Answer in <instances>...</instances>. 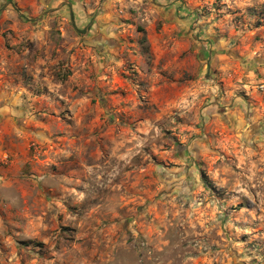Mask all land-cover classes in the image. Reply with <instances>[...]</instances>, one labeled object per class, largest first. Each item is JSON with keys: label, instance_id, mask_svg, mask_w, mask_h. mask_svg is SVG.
<instances>
[{"label": "clouds", "instance_id": "clouds-1", "mask_svg": "<svg viewBox=\"0 0 264 264\" xmlns=\"http://www.w3.org/2000/svg\"><path fill=\"white\" fill-rule=\"evenodd\" d=\"M0 125V264H264V0H0Z\"/></svg>", "mask_w": 264, "mask_h": 264}, {"label": "rangeland", "instance_id": "rangeland-1", "mask_svg": "<svg viewBox=\"0 0 264 264\" xmlns=\"http://www.w3.org/2000/svg\"><path fill=\"white\" fill-rule=\"evenodd\" d=\"M14 7H18V5H13ZM7 23L10 25L8 28V31L11 33H15L16 32V27L13 26L14 22L13 21H7ZM146 35L144 37L145 40L148 41L149 46H150V50L152 51L153 57L156 61L159 62V64L161 65V67L166 70L167 66L172 63V64H177V65H183L185 63L186 60V44L181 41L180 39H176V38H172L171 39V46L170 47H163L162 44L164 41L168 40V38L170 36H174V30H169L166 28L165 25H158L156 27L153 28V32H154V36H149L147 35L148 33V29H142ZM161 33H164V35L162 36ZM61 36H63V33H60ZM93 39L96 42V46L99 49H102L105 42H106V36L103 32H99L97 33ZM193 39H196V37H193ZM5 48L7 50H10L12 48L11 44H6ZM199 58V57H197ZM93 60L95 59V57L92 58ZM79 76V73L73 71V70H69L68 71V75L65 77V79L67 80H71L73 79V77H77ZM114 83L120 84L121 87L119 88V91L123 92V86H122V78L121 77H114ZM247 90V89H246ZM72 91H75V89H72ZM257 91H259V89H257ZM65 103H67L68 101L65 100ZM70 110V109H69ZM97 121H99L100 117L97 116L95 118ZM245 128H247V134L249 136H251L254 133V128L249 126V125H245V127H241L238 130V134H245ZM4 134V126L0 125V135ZM230 136H225V140H229ZM238 151V150H237ZM153 157L160 161L161 164H163V161L160 159L159 154L157 153H153ZM232 158L234 160H236L237 164H240L242 160H245L244 155H237L236 153H233ZM214 157H210L209 158V162L211 163L212 160H214ZM256 156H250L248 157V160L245 161V163L248 164L249 168H252V166L256 163ZM250 161V163L248 162ZM171 166V165H169ZM237 171L239 169H236ZM141 172L143 174V169H141ZM251 174V173H250ZM145 179L147 180L148 177H145ZM245 239L247 238L246 236L244 237ZM192 264H208V262L206 260H204L203 258L201 259H194L192 261Z\"/></svg>", "mask_w": 264, "mask_h": 264}]
</instances>
